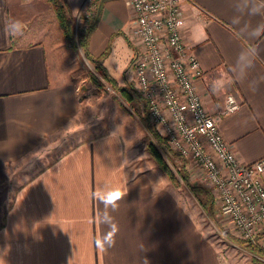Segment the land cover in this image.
<instances>
[{
  "label": "crops",
  "instance_id": "crops-1",
  "mask_svg": "<svg viewBox=\"0 0 264 264\" xmlns=\"http://www.w3.org/2000/svg\"><path fill=\"white\" fill-rule=\"evenodd\" d=\"M66 1L74 16L87 2ZM182 12L184 42L204 71L197 89L207 112L241 163L259 159L264 0H183ZM15 21L22 34L10 31ZM134 27L129 0H106L89 52L128 42L132 54ZM72 67L46 0H0V193L11 176L25 177L0 210V264H251L223 256L200 227L190 193L156 168L127 169L130 149L115 132L76 143L38 171L15 168L76 115ZM229 94L239 107L221 115ZM102 188L122 192L114 209L93 197ZM105 214L115 244L100 250L95 240L111 230Z\"/></svg>",
  "mask_w": 264,
  "mask_h": 264
},
{
  "label": "built area",
  "instance_id": "built-area-1",
  "mask_svg": "<svg viewBox=\"0 0 264 264\" xmlns=\"http://www.w3.org/2000/svg\"><path fill=\"white\" fill-rule=\"evenodd\" d=\"M133 11V72L147 120L213 194L220 216L238 238L264 230V156L241 163L198 92L204 71L183 38V0H129ZM239 107L226 95L221 115ZM191 170V172H192Z\"/></svg>",
  "mask_w": 264,
  "mask_h": 264
},
{
  "label": "rangeland",
  "instance_id": "rangeland-1",
  "mask_svg": "<svg viewBox=\"0 0 264 264\" xmlns=\"http://www.w3.org/2000/svg\"><path fill=\"white\" fill-rule=\"evenodd\" d=\"M97 5L98 2L87 0L81 12L75 15L73 23L75 36L94 19L97 14ZM54 24L57 26L55 14ZM69 49L73 57L72 76L77 91V113L66 123L63 130L45 141L43 149L37 148L36 151L28 153L16 163L15 168L38 171L50 165L76 143L115 132L126 139L125 142L130 149L127 169H158L171 184L182 189V193H190L193 196L196 201L194 205L200 212L196 211L200 227L225 258L237 261L248 259L251 264H256L246 244L238 242L243 240L238 238L232 226L220 216L213 194L201 181L202 174L193 172L192 161L174 153L166 143L161 130L148 122L145 102L136 90L132 64L134 51L132 49V54L130 53L131 48L128 42H120L115 52H108L102 60V67L115 86L106 81L99 68L84 56L81 47H69ZM121 88L128 91L130 99L126 100L122 96ZM155 136L162 139V144L156 140ZM156 156H159L162 162L158 161ZM160 163L166 166V170L162 169ZM168 171L173 179L170 178ZM24 179L23 176H11L6 181L0 193L1 212L11 204L15 191ZM191 187L205 190V194L195 192L193 194ZM207 195L212 199L210 210L204 205ZM260 234V230L257 231V235ZM256 245L264 249L263 237H258Z\"/></svg>",
  "mask_w": 264,
  "mask_h": 264
},
{
  "label": "trees",
  "instance_id": "trees-1",
  "mask_svg": "<svg viewBox=\"0 0 264 264\" xmlns=\"http://www.w3.org/2000/svg\"><path fill=\"white\" fill-rule=\"evenodd\" d=\"M46 1L47 3L50 4L55 14L57 26H58L60 36L63 42L70 48L71 47L76 48L77 46L81 47L83 50L84 56L87 59H89L91 62H93L96 65V67L99 68L101 75L105 78V80L112 84V80L107 76L106 71L102 67V60L107 56L109 52V47H107V49L101 55L97 57H94L93 55H91V53L88 50L89 39L91 37V34L96 28L101 6L106 0H94V2H98V5H97L98 9L96 12L97 14L94 17V19L90 23L87 24L85 29L81 33H78L76 36H75L74 27H73L75 16L73 15L71 8L68 5L67 1L66 0H46ZM112 86H115V85L112 84ZM120 92L122 93V96L126 100L131 98L128 91H126V89L121 88ZM148 127L151 128L149 125ZM155 137H156V140L162 144V139H160L157 136ZM156 158L158 161H161L159 156H156ZM160 164H161L162 169L166 170V166L163 165V163H160ZM168 174L170 178L173 179V176L171 175L169 171H168ZM191 189H193V194L194 192L205 194L204 193L205 190L195 189L194 187H191ZM205 203L204 205L206 206V208L210 210L211 203H212V199L210 196L207 195ZM261 235L263 236L264 232H261ZM258 237L259 236L257 235L254 242H245L241 240H238V242H241L242 244H246V248L248 249L249 252L253 254V258H254L253 261L256 264H260V263L264 264V249H261L259 248L258 245H256V241Z\"/></svg>",
  "mask_w": 264,
  "mask_h": 264
},
{
  "label": "clouds",
  "instance_id": "clouds-1",
  "mask_svg": "<svg viewBox=\"0 0 264 264\" xmlns=\"http://www.w3.org/2000/svg\"><path fill=\"white\" fill-rule=\"evenodd\" d=\"M12 34H22V24L19 21H15L10 26ZM122 192L116 188L100 189L93 193V197L98 199L105 205L106 208H115L117 202L122 197ZM104 222L111 224V217L105 214ZM116 228L114 224H111V230L104 234L101 238L95 240V245L100 250H106L107 247H111L115 244Z\"/></svg>",
  "mask_w": 264,
  "mask_h": 264
}]
</instances>
